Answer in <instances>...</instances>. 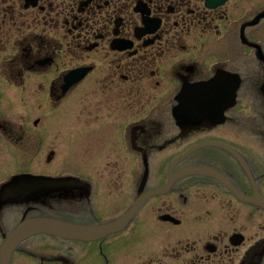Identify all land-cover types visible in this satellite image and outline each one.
Returning a JSON list of instances; mask_svg holds the SVG:
<instances>
[{
    "label": "flooded vegetation",
    "instance_id": "obj_1",
    "mask_svg": "<svg viewBox=\"0 0 264 264\" xmlns=\"http://www.w3.org/2000/svg\"><path fill=\"white\" fill-rule=\"evenodd\" d=\"M225 76L235 84L230 105L222 89L206 90L216 104L176 118L184 84ZM34 112L71 114L78 154L85 142L94 155L73 172L17 169L16 132L38 128L40 117L22 119ZM159 151L161 164L149 166ZM182 154L171 174L207 166L238 194L209 174L180 175L105 236L36 233L8 264H264V232L249 234L258 211L264 231V208L250 200L264 199V0H0V246L31 216L116 219L139 193L163 186ZM45 177L74 183L46 187ZM102 186L125 195L122 207L97 211ZM215 205L232 212L225 227Z\"/></svg>",
    "mask_w": 264,
    "mask_h": 264
},
{
    "label": "water",
    "instance_id": "obj_2",
    "mask_svg": "<svg viewBox=\"0 0 264 264\" xmlns=\"http://www.w3.org/2000/svg\"><path fill=\"white\" fill-rule=\"evenodd\" d=\"M223 78L221 79H223L225 83L224 87L221 85L223 81L220 79L222 81L220 83V80L215 78L207 82L184 84L182 91L177 97L179 101L177 108L181 110H179V112H174L176 118L179 119V118H183L184 116H191L200 112L204 113L206 112V109H208L207 107H209L208 102L210 105L216 104V98L212 96L210 93L206 94L205 92L206 90L222 89L223 91H225L224 93L227 94L224 96L223 107L230 105L234 94L233 90L235 88V84L231 82L232 80H230L229 76H225ZM187 107H191L192 110L191 111L189 110V112H185V108ZM220 114L222 115V113ZM210 143L223 145V147H225L234 155H236V157L241 161V163L245 165V162L241 158V156L229 146H225L224 144L218 142H210ZM196 147L197 146H193L190 149H194ZM184 154L178 156L170 163L168 180L163 186H160L155 189H150L145 192H141L132 202L130 207L121 216L117 217L114 220L103 223H97V224H84V223L72 222L60 218L45 217V216L24 219L23 221L19 222L3 239L0 246V258H1L0 264H8L11 252L16 247V245L22 239L30 235H33L35 233H49L53 235H58L67 238H75V239H93V238L105 236L107 233L116 230L117 228L127 223L128 220L134 215V213L137 211V209L140 207V205L144 202V200L147 197L168 190L174 179L180 175H184L187 173L209 174L223 181L235 193L238 194V192L235 190L232 184L224 176H222V174H220L217 170L207 166H189L179 169L175 173L171 174V166L176 161H178L182 156H184ZM73 183H74L73 179L43 178V185L46 187L63 186ZM253 197H251L250 200L261 204L260 206L264 208V199L257 193Z\"/></svg>",
    "mask_w": 264,
    "mask_h": 264
},
{
    "label": "rangeland",
    "instance_id": "obj_3",
    "mask_svg": "<svg viewBox=\"0 0 264 264\" xmlns=\"http://www.w3.org/2000/svg\"><path fill=\"white\" fill-rule=\"evenodd\" d=\"M35 106V103L33 104ZM247 115V114H246ZM36 117H40V123L36 127V130H21L17 129V135H16V149H17V157H16V164L17 169H30V171H40V170H48L49 172L52 171H60L64 170L66 172H73L75 171L80 163H83L82 158L88 157L90 155H94L95 152L91 151V147L89 149H86L85 142L82 145L81 149L84 151L82 154L78 151L77 148V137L74 130V127L72 126L73 123V117L71 114H41L38 112H34L32 114L29 113L28 116L22 117L24 118L25 122H31ZM44 122H48V130L45 132L44 135H41L40 128L44 127ZM241 125H243V118L241 117ZM225 131L228 132V134H232V128L225 124ZM32 128V127H31ZM3 137V136H2ZM98 138V137H97ZM99 143L100 141L97 140ZM88 145V144H87ZM81 146V145H80ZM100 146V145H99ZM53 149L54 154L50 159H47V155L50 152V150ZM86 149V150H84ZM205 150L209 151H215L216 147H206ZM87 154V156H84ZM163 155V152H155L151 155L149 158V166L151 167H158V164H161L160 161H157L161 156ZM81 156V158H80ZM83 156V157H82ZM222 163H227V158L225 155H223ZM95 164L97 166H100L101 163L104 161L100 160V158L94 159ZM7 164V160H3V157L0 160V168L4 169V165ZM165 162H163V165ZM167 164V163H166ZM130 166V164H129ZM162 166V165H161ZM165 166V165H164ZM29 173V172H28ZM104 185V184H103ZM104 190V187L102 186L101 189H99V192L96 195V202L100 205H96L97 211L100 210L106 211L108 209H112V204L110 205L109 202L117 201L116 207L120 208L122 205H118L119 202H123L125 200V195H119L114 194L111 191H102ZM51 197V196H50ZM122 197V199H121ZM51 199H53L51 197ZM118 203V204H117ZM114 206V205H113ZM116 209H114L115 211ZM119 209H117L115 212H117ZM213 216L220 217L221 222H224V227L228 222V219L231 215L230 212H227L226 208H220L219 205H215L213 208ZM192 212H197V209H193ZM111 213V212H110ZM104 216V214H102ZM182 216V215H181ZM180 216V217H181ZM263 215L260 211H258V214L255 215V217L252 219V225H248L250 228L249 234L251 236H255L258 234L263 233L259 227H260V220L263 222L262 219ZM228 218V219H227ZM240 220L245 221V217L243 216V210L239 212V215L237 216ZM234 221H231L233 223ZM230 227V224L228 225ZM256 233V234H255ZM87 243V242H86Z\"/></svg>",
    "mask_w": 264,
    "mask_h": 264
}]
</instances>
